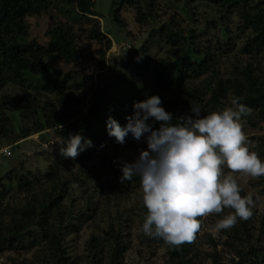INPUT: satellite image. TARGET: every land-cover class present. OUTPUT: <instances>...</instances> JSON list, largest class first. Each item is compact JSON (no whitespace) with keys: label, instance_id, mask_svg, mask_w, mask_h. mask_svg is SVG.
<instances>
[{"label":"trees","instance_id":"16d2710c","mask_svg":"<svg viewBox=\"0 0 264 264\" xmlns=\"http://www.w3.org/2000/svg\"><path fill=\"white\" fill-rule=\"evenodd\" d=\"M67 5L65 13L73 15L75 23L92 22L85 28L78 26L80 33L87 32V39L94 40L103 47L97 50L100 55L96 68H106L104 55L110 48L111 42L105 38L92 17H99L93 10L92 0H62ZM212 4L223 9L237 11L240 18L242 46L239 53L251 59L243 67L234 66L228 78L222 77L213 70L214 58L210 53H200L192 43V36L175 32L169 24L159 30L162 34L166 29L165 40L172 46L182 39L185 43L180 50L173 53L171 66L175 67L176 86L187 78H202L198 86H191L187 90V97L180 99L175 96L174 101H166L161 96L162 107L172 113V123H177V117L192 115L190 106L199 105L201 115L223 109L225 101L233 95L241 98L240 102L252 109V113L243 119L249 123L254 120L264 122V76L261 63H264V0H197ZM119 9L115 11L114 20L120 23L119 10L124 7H133L140 2L136 0H121ZM51 0H0V92L7 85L18 86L22 95L16 103L21 104L26 99L28 115L23 112L17 120H13L0 100V143L9 139V125L20 124V119L28 120L32 126L30 130H23L16 141L25 139L35 133L52 130L59 141L62 137L67 140L70 134L79 133L92 141V147H101L102 140L110 137L106 130V119L112 116L121 126H124L126 116L133 114V103L141 101L152 64L150 47L144 46L131 52L126 60V77L121 84L126 90L123 94L109 96L104 90L97 88L90 98L91 114L88 117L74 119L73 111H78L82 104V97L70 92L72 87H80L85 75L86 54L79 40L76 25H69L55 20L47 8ZM138 10L141 8L136 6ZM48 13L50 17L49 29L46 31L47 41L37 43L34 39L24 41L21 36L27 35L17 22L27 17ZM152 16L149 12L137 11V22L145 21ZM18 28L14 30V26ZM163 31V32H162ZM191 33V32H190ZM229 39V38H228ZM225 40L228 42L229 40ZM253 63H258L257 66ZM61 64L71 66L63 68ZM170 64V63H169ZM260 67V68H259ZM167 65L155 73L154 84L163 85L167 76L163 74ZM190 75L188 76V72ZM258 73V74H256ZM78 77L77 80H74ZM43 93L54 96L55 102H40L38 97ZM16 97V98H18ZM21 108V107H20ZM153 128L159 127V122L148 121ZM253 123V122H252ZM61 126V127H60ZM95 126L97 129H95ZM131 134L126 137L129 141ZM1 147V146H0ZM261 160L264 161V146L258 149ZM40 158L42 153L36 152ZM11 155V153H10ZM93 156L91 149L82 151L75 159L53 154L49 157L45 170L27 168L22 161L0 178V252L24 251L32 253L31 259L15 261L12 264H75L68 257L66 249V235L76 231L74 220L84 219V214L74 215V210L64 209L61 205L62 193L67 192V182L80 183L85 178L91 179L93 168L88 160ZM48 158V157H47ZM46 158V159H47ZM95 164H93L94 166ZM96 166V165H95ZM112 167H114L112 165ZM115 168V167H114ZM113 178H117L115 175ZM127 186H140L138 177L125 181ZM261 190L264 193V176L260 177ZM108 181L100 184L104 190L109 186ZM69 193V192H68ZM143 221L147 214L145 207ZM253 222L239 221L231 228L234 238L243 242L241 249H234L237 262L232 264H264V248L254 247L249 243L248 229ZM107 236L102 241L93 235L85 244L89 264H121L126 252L122 245V226L109 223ZM198 234V233H197ZM195 239L191 243H184L178 249L169 246L163 239H148L157 241L166 249L172 264H200L202 257L197 254ZM207 257H212L207 255ZM208 258V259H210ZM213 258V257H212Z\"/></svg>","mask_w":264,"mask_h":264},{"label":"rangeland","instance_id":"374dc122","mask_svg":"<svg viewBox=\"0 0 264 264\" xmlns=\"http://www.w3.org/2000/svg\"><path fill=\"white\" fill-rule=\"evenodd\" d=\"M93 10L99 17H92L94 25H97L101 34L111 42L110 48L104 55L106 68L98 70L96 68L100 55V50L96 41L88 40L87 32L80 33L78 26L82 28L92 24V22L74 23L73 15L65 13L67 5L62 0H51L47 8L55 20L69 25H76L74 28L79 33L81 47L86 54L85 71L88 75L83 76L80 87L70 88V92L85 95L82 97L81 108L73 111V117H88L91 114L90 98L94 91L99 88L104 90L109 96L120 95L126 92L122 88V83L126 77V60L131 52L140 47L148 46L151 50L152 64L147 79L144 94H141V101L151 95L164 96L166 101H174L175 96L180 99L187 97V90L191 86H198L202 78H187L180 85L176 86L175 67L171 66L173 53L178 48L183 47L184 41L180 39L173 46L166 42L165 33L159 30L163 25L169 24L175 32L192 36V43L200 53H210L214 58L213 70L217 74L228 78L233 72L234 66L243 67L250 62L245 54L238 52L242 46L243 36L249 33L238 31L240 18L237 11L223 9L218 6L204 3L197 0H136L140 4L136 6L124 7L119 10L120 23L115 22L114 13L119 9L121 0H92ZM137 11L141 13L149 12L151 18L137 22ZM50 17L48 13L27 17L21 24L27 35L21 36L24 41L34 39L37 43L47 41L46 31L49 29ZM14 26V30L18 26ZM191 32V33H190ZM229 38V39H228ZM229 40L226 42L225 40ZM252 61V59H251ZM170 63V64H169ZM257 66L258 63H253ZM262 75L264 76V63H261ZM167 65V76L165 87L154 84L155 73H158ZM63 68H70L61 64ZM260 68V67H259ZM190 71L187 73L191 76ZM258 74V73H256ZM75 77L74 80H77ZM23 91L18 86L7 85L0 92V100H3L2 108L13 119L17 120L20 112L28 115L26 99L21 104L16 103L18 96ZM18 97V98H16ZM42 104L44 102H55V97L43 93L38 97ZM230 97L223 101L224 107L229 106ZM21 107V108H20ZM221 110V109H219ZM253 122V123H252ZM251 123L246 121L243 131L249 140L255 143L252 149L258 153L260 145L264 146V122L254 120ZM20 126L23 130H30L33 125L28 120L20 119V124L9 125V139L2 140L1 147H9L11 139H17L20 134ZM95 129L97 127L95 126ZM97 131H99L97 129ZM52 130H45L35 133L25 139L16 141L10 146L11 155L0 159V178L3 177L12 166H17L19 161L23 162L27 168L45 170L49 157L59 154L60 144ZM102 147H90L93 156L88 160L93 168L91 179L85 178L80 183L67 182V192L62 193L61 205L64 209L74 210V215L84 214V219L74 220L76 231L66 235V249L68 257L75 264H89L85 244L93 235L102 241L107 236L109 223L122 226V245L126 247V252L121 264H172L166 249L157 241L148 239L142 231L143 216L142 190L140 186H125L121 183L122 173L120 167L124 161L133 162L139 155L140 150H146L147 145L144 139L136 141L131 138L124 144L117 145L111 138L102 140ZM36 152L42 153V158ZM259 154V153H258ZM48 157V158H47ZM260 157V155H259ZM47 158V159H46ZM262 158V157H260ZM93 164H95L93 166ZM112 165L115 167H112ZM230 170L225 167V173ZM117 175V178H113ZM241 195H251L254 201L250 220L253 225L248 229V241L252 246L264 248V193L261 190L260 178L235 173ZM104 181L110 183L104 190L100 189V184ZM69 192V193H68ZM230 210L225 209L223 214H211L207 217H199L202 227L197 234L195 244L197 254L202 257L200 264H232L237 262L235 248L241 249L243 242L234 238L236 234L232 230H221L216 232L214 225L217 220L226 215ZM106 235V236H105ZM32 253L24 251L0 252V264H12L15 261L29 260ZM207 255L212 256L207 257ZM210 258V259H208Z\"/></svg>","mask_w":264,"mask_h":264},{"label":"clouds","instance_id":"9594fccd","mask_svg":"<svg viewBox=\"0 0 264 264\" xmlns=\"http://www.w3.org/2000/svg\"><path fill=\"white\" fill-rule=\"evenodd\" d=\"M240 100L233 95L229 106L203 116L199 105H192V115L177 117L178 122L172 123L173 115L162 107L161 98L151 95L133 103V114L126 116L124 126L107 117V134L117 143L124 144L130 133L147 145L133 162L124 161L120 167L121 183L133 177L140 180L147 210L142 224L146 236L163 239L178 249L194 241L202 227L199 217L229 209L215 223L216 232L230 230L252 217V196L241 195L233 174L260 178L264 161L252 150L255 143L243 131V117L252 109ZM150 120L159 122V127L153 128ZM57 143L60 155L71 159L92 147V141L79 133ZM225 167L230 170L227 174Z\"/></svg>","mask_w":264,"mask_h":264},{"label":"built area","instance_id":"2783aa9c","mask_svg":"<svg viewBox=\"0 0 264 264\" xmlns=\"http://www.w3.org/2000/svg\"><path fill=\"white\" fill-rule=\"evenodd\" d=\"M10 156V147H0V159Z\"/></svg>","mask_w":264,"mask_h":264}]
</instances>
